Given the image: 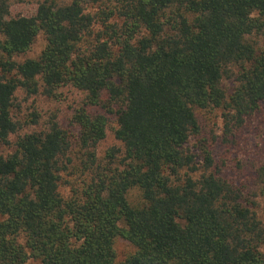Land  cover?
<instances>
[{"label":"trees","instance_id":"16d2710c","mask_svg":"<svg viewBox=\"0 0 264 264\" xmlns=\"http://www.w3.org/2000/svg\"><path fill=\"white\" fill-rule=\"evenodd\" d=\"M263 107L264 0H0V264H264V162L236 184L199 122Z\"/></svg>","mask_w":264,"mask_h":264},{"label":"rangeland","instance_id":"374dc122","mask_svg":"<svg viewBox=\"0 0 264 264\" xmlns=\"http://www.w3.org/2000/svg\"><path fill=\"white\" fill-rule=\"evenodd\" d=\"M20 10L19 6H15V11ZM45 45L42 35H39L33 43L30 50L20 56V60L27 58H37ZM60 96L55 99H47L43 97L35 98V105L41 113L56 114L61 125L68 130L73 136L77 134V129L72 128L69 124V116L72 105L80 99L81 95L67 87L60 90ZM21 98V97H20ZM31 103V101L29 102ZM28 103V104H29ZM26 104V106L28 105ZM199 122L202 129L201 138L213 140L212 136L218 137L215 145L217 156L228 160L230 168L227 176L236 184L241 181L246 183L249 190H252V177L256 165L264 162V107L261 112L246 120L244 126L233 132L229 137L228 143H221L222 137V121L215 112H206L199 116ZM114 144L113 137L108 131L105 141L99 144L98 153H102L107 147ZM261 210L264 211L263 208ZM132 248L124 240H117L115 243V251L118 261L124 259Z\"/></svg>","mask_w":264,"mask_h":264}]
</instances>
